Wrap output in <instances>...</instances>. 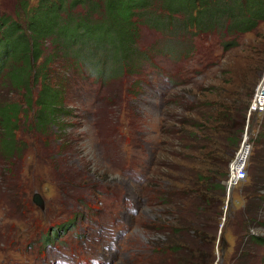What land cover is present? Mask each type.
<instances>
[{"label":"rangeland","instance_id":"374dc122","mask_svg":"<svg viewBox=\"0 0 264 264\" xmlns=\"http://www.w3.org/2000/svg\"><path fill=\"white\" fill-rule=\"evenodd\" d=\"M27 1L25 11L19 0H0V19L10 16L25 28L29 10L42 2ZM230 22L220 20L212 33L190 36L182 35L180 24L166 31L141 26L140 54L153 49L149 53L159 61L156 50L164 46L175 48L176 57L191 54L169 60L174 83L164 78L160 63L156 68L144 59L138 72L109 70L99 76L74 61L69 49L59 46L61 52L54 54L47 38L36 69L47 70V82L62 102L47 128L37 121L42 75L36 85L31 80L33 105L25 86L0 79V104L21 107L18 150L11 157L3 152L0 129V264H169L154 247L167 244L180 216L173 207L183 197L174 190L181 173L173 165L190 168L172 152L173 145L181 149L179 134L192 129L189 117L198 118L197 111L205 109L216 118L220 103L234 92L251 105L228 176L221 169L210 181L226 185L210 213L212 218L217 212L209 221L210 233L215 232L213 264H262L264 248L251 238L264 237V181L261 197L249 187L252 175L264 168V84L257 98L264 80V20L249 31L229 32ZM239 111L232 115L240 116ZM233 162L246 170L236 184L230 181ZM36 192L46 200L44 211L33 202ZM241 220L248 224L246 237ZM58 229V238L49 242L48 235L55 238Z\"/></svg>","mask_w":264,"mask_h":264},{"label":"trees","instance_id":"16d2710c","mask_svg":"<svg viewBox=\"0 0 264 264\" xmlns=\"http://www.w3.org/2000/svg\"><path fill=\"white\" fill-rule=\"evenodd\" d=\"M156 4L158 6L154 7ZM19 5L26 11L29 3L27 0H19ZM77 7L81 8L78 14L75 12ZM2 18L0 79L7 77L14 86H25L27 103L33 105L35 101L31 80L36 85L39 75H42L44 86L36 101L40 106L37 121L39 127L47 128L61 113L62 106L59 93L57 90L53 91L51 84L47 82V70L43 67L36 69V64L43 56L41 47L47 38H51L55 45L54 54L61 52L59 46L69 49L74 61L83 62L99 76L108 75L109 70L112 74L124 73L125 69L138 72L141 70L142 59L154 64V56L149 53L154 52L153 49H147L140 54L141 49L138 47L137 37L143 24L156 29L162 28L163 31L174 29L180 24L182 35L190 36L193 32L212 33L220 20L231 19L229 32L234 28L249 31L256 28L260 20H264V0H42L37 8L31 12L29 10L25 28L17 21L10 22V16L3 15ZM174 52L177 50L171 46L157 49L156 55L160 60L155 62L156 68L157 63L161 64V72L172 83L176 81V74L169 69V60L187 59L191 55L183 52L176 57ZM114 64L118 65L115 69ZM263 84L264 80L258 99ZM231 94L234 96L229 101L223 100L220 103L221 108L218 109L216 118L208 115L205 109L202 112L197 111L198 118L189 117L192 129H184L178 135L181 142L178 148L182 150L176 151L173 145L172 152L189 162L187 166L190 168L173 165L181 173L176 179L177 187L174 190L183 197L173 207L180 216L175 223L177 225L166 236L167 244L162 248L154 247L157 254L160 252L163 257L161 262L168 260L169 264L214 263L212 243L215 232L210 233L209 221L215 219L217 212L215 211L212 218L210 213L214 211L215 196L226 185L221 181L216 184L210 181L213 179L212 174L217 175L221 169L226 168L222 172L224 177L228 176L227 168L242 139L244 115L251 105L248 100L239 97L240 93ZM231 100L234 101L233 104L229 103ZM208 107H213L212 101ZM20 108L17 103L0 104V129L4 135L2 139L5 140L3 152L7 157L13 156L18 150L15 130ZM238 109L240 111L237 113L241 117L232 115ZM209 123L211 125L208 129ZM203 134L206 135L202 137ZM262 172L264 168L261 167L256 177L252 175L253 185L249 187L252 193L259 194L258 197H261L259 187L264 181ZM178 188L182 190H177ZM191 219L194 220L193 223ZM241 223L242 231H248L247 221L241 220ZM247 235L245 232L244 237ZM251 240L264 248V237L252 236ZM261 263L264 264L263 257Z\"/></svg>","mask_w":264,"mask_h":264},{"label":"built area","instance_id":"2783aa9c","mask_svg":"<svg viewBox=\"0 0 264 264\" xmlns=\"http://www.w3.org/2000/svg\"><path fill=\"white\" fill-rule=\"evenodd\" d=\"M232 166H233L232 167L233 168L232 169L233 175L231 176L230 181H233L236 184L239 180H241L245 177L246 170L241 169V168L237 169L236 162H233Z\"/></svg>","mask_w":264,"mask_h":264},{"label":"water","instance_id":"95a60500","mask_svg":"<svg viewBox=\"0 0 264 264\" xmlns=\"http://www.w3.org/2000/svg\"><path fill=\"white\" fill-rule=\"evenodd\" d=\"M233 185L230 186V190ZM33 202L38 206L40 207L43 211L45 210V207H46V200L45 198L43 197V195L39 192H36L33 196Z\"/></svg>","mask_w":264,"mask_h":264},{"label":"bare ground","instance_id":"6f19581e","mask_svg":"<svg viewBox=\"0 0 264 264\" xmlns=\"http://www.w3.org/2000/svg\"><path fill=\"white\" fill-rule=\"evenodd\" d=\"M215 68H217V67H215ZM206 75H208V73H207V74H205V76H206ZM231 183H232V181H231Z\"/></svg>","mask_w":264,"mask_h":264}]
</instances>
